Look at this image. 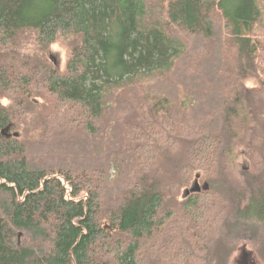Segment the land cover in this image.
Returning a JSON list of instances; mask_svg holds the SVG:
<instances>
[{
	"label": "trees",
	"instance_id": "obj_1",
	"mask_svg": "<svg viewBox=\"0 0 264 264\" xmlns=\"http://www.w3.org/2000/svg\"><path fill=\"white\" fill-rule=\"evenodd\" d=\"M7 125L0 264H222L264 228V0H0Z\"/></svg>",
	"mask_w": 264,
	"mask_h": 264
},
{
	"label": "rangeland",
	"instance_id": "obj_2",
	"mask_svg": "<svg viewBox=\"0 0 264 264\" xmlns=\"http://www.w3.org/2000/svg\"><path fill=\"white\" fill-rule=\"evenodd\" d=\"M65 47H63L62 45H56L55 47H52L46 56V60L51 63L53 66L62 68L65 64V60H66V52H65ZM50 55L52 56V59H50ZM246 84L248 86H251L252 82L250 80H248L246 82ZM247 86V87H248ZM256 142L258 144V139H256ZM239 151H244L242 148ZM237 156L236 158V167L235 169H233V175L235 177H239L240 179L242 178L241 174L239 173V170L242 168H245L247 166V161L244 159L243 155L241 157ZM239 166V167H237ZM230 170V169H229ZM233 176V177H234ZM201 183H203L201 181ZM195 184V181L192 182L191 187ZM247 225V224H246ZM243 225L242 227H234V230L232 232H230V235H227V238L232 241V244L234 245L233 247H231L230 252L228 253L227 256H225V259L223 260L222 264H235V259L238 256V252L239 249L237 251V245L238 242L236 241L238 238L244 237L246 238V236H249L250 233H252V229H250V225L246 226ZM251 248V247H250ZM257 255L256 257L254 256L253 260H255V262L257 264H264V257H263V249H257Z\"/></svg>",
	"mask_w": 264,
	"mask_h": 264
},
{
	"label": "flooded vegetation",
	"instance_id": "obj_3",
	"mask_svg": "<svg viewBox=\"0 0 264 264\" xmlns=\"http://www.w3.org/2000/svg\"><path fill=\"white\" fill-rule=\"evenodd\" d=\"M236 217L241 218L240 214H237ZM254 219V217H249L248 222L246 223L248 226H251L250 229H252V233H250L249 236H246V238L241 237L236 240L238 242L237 251L239 249V252L235 259V264H257L253 258L258 254V248L263 249L264 257V228L262 230L261 223Z\"/></svg>",
	"mask_w": 264,
	"mask_h": 264
},
{
	"label": "water",
	"instance_id": "obj_4",
	"mask_svg": "<svg viewBox=\"0 0 264 264\" xmlns=\"http://www.w3.org/2000/svg\"><path fill=\"white\" fill-rule=\"evenodd\" d=\"M50 59H52V56L50 55ZM10 125H7L6 127H4L1 131L0 134H2L5 137H9V136H13V137H17L18 134L16 132H10ZM198 178L199 175H196V180H195V184L190 188V189H185L184 190V196L187 197L191 192H199L201 190V186L198 183ZM203 188L205 190H207L209 188L207 183L203 184Z\"/></svg>",
	"mask_w": 264,
	"mask_h": 264
}]
</instances>
